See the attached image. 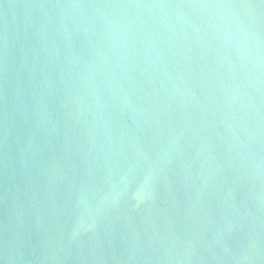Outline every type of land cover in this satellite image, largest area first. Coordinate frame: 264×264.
I'll use <instances>...</instances> for the list:
<instances>
[{
    "label": "water",
    "instance_id": "obj_1",
    "mask_svg": "<svg viewBox=\"0 0 264 264\" xmlns=\"http://www.w3.org/2000/svg\"><path fill=\"white\" fill-rule=\"evenodd\" d=\"M0 264H264V0H0Z\"/></svg>",
    "mask_w": 264,
    "mask_h": 264
}]
</instances>
